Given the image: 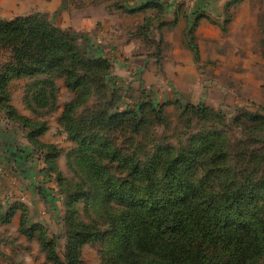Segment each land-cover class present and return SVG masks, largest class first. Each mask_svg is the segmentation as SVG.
Instances as JSON below:
<instances>
[{"label":"rangeland","instance_id":"obj_1","mask_svg":"<svg viewBox=\"0 0 264 264\" xmlns=\"http://www.w3.org/2000/svg\"><path fill=\"white\" fill-rule=\"evenodd\" d=\"M122 3L0 0V19L38 16L69 32L77 50L90 62V67L80 66L76 73L80 79L76 89L59 73L12 82L11 104L19 115L45 126L40 140L55 149L58 157L56 169L49 170L46 153L30 142L28 130L11 122L26 131L29 143L40 153L44 165L39 172L48 188L36 184L39 196L31 205L22 194L0 198V264H53L42 246L43 238L53 241L55 251L64 258L71 207L78 211L79 220L103 226V208L110 205L103 199L98 198L100 204L92 200L93 191L87 194L93 187L88 171L96 169L94 160L99 168L115 165L106 161L109 151L134 154L145 161L161 147L179 150L199 136L217 132L216 141L230 153L236 174L242 173L252 183L264 181V165L247 161L258 160L264 153V10L241 20L251 23L248 31L240 29L242 23L232 29L233 15L225 17L220 46L209 44L210 33L197 31V20L175 42L165 41L161 25L155 24L150 28L152 38L122 59L119 48L104 43L101 35L103 19L119 12ZM88 17L94 19V28L76 29ZM133 34L139 42L140 33ZM145 54L147 59H141ZM13 64L12 50L0 48V73ZM28 84L30 106L25 103ZM0 115L5 118L1 110ZM79 190L85 197L72 202ZM10 210L8 222L1 221ZM103 255L100 243L85 244L82 263L106 264Z\"/></svg>","mask_w":264,"mask_h":264},{"label":"trees","instance_id":"obj_2","mask_svg":"<svg viewBox=\"0 0 264 264\" xmlns=\"http://www.w3.org/2000/svg\"><path fill=\"white\" fill-rule=\"evenodd\" d=\"M149 7L162 9L155 1L139 8ZM150 24L147 20L138 33L147 34ZM0 48L11 49L15 59L11 69L0 73V110L28 130L30 142L46 153L49 170H55L57 153L40 140L45 126L19 115L10 102L12 82L59 73L76 89L80 85L76 73L90 62L69 32L38 16L0 19ZM30 88L28 84L27 106ZM219 135L204 134L179 150L161 147L145 161L116 150L109 151L106 160L115 165L99 168L94 160L96 169L88 171L93 187L87 194L93 191L92 200L110 205L103 208L104 224L79 220L71 207L64 258L53 241L41 239L48 259L53 264H83L84 245L100 243L106 264H264V181L252 183L236 174L230 153L216 141ZM257 157L248 158V163L264 165V153ZM78 192L72 202L85 197ZM12 214L8 211L1 221L8 222Z\"/></svg>","mask_w":264,"mask_h":264},{"label":"crops","instance_id":"obj_3","mask_svg":"<svg viewBox=\"0 0 264 264\" xmlns=\"http://www.w3.org/2000/svg\"><path fill=\"white\" fill-rule=\"evenodd\" d=\"M151 1L161 4L162 9L139 8ZM262 10L264 0H128L123 9L103 19L102 41L111 42L110 46L118 47L120 55H123L122 59H125L131 56L134 48H138L142 41L152 38L150 33L153 30L144 35L139 34V42L133 34L138 33L139 28L147 24V20L151 21L150 28L155 24L161 25L167 42L180 41L183 29L197 20V31L210 33L209 44L220 46L223 41L219 39V34L225 17L233 15L229 27L234 29L242 23V19L255 17ZM81 24L76 29L91 30L94 28V19L85 18ZM242 24L245 25H241L240 29L251 30V23ZM140 58L147 59L146 54ZM26 135V131L0 115V198L18 197L22 194L26 195L25 199L31 205L34 197L39 196L34 190L35 185L41 183V186L48 188V184L39 172L44 165L43 159ZM45 137L46 135L42 139L45 140ZM13 182H17V186H12Z\"/></svg>","mask_w":264,"mask_h":264}]
</instances>
